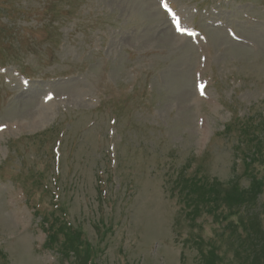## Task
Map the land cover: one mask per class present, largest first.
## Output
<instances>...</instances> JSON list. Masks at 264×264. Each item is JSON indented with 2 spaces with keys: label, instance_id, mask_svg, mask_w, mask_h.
Segmentation results:
<instances>
[{
  "label": "rangeland",
  "instance_id": "374dc122",
  "mask_svg": "<svg viewBox=\"0 0 264 264\" xmlns=\"http://www.w3.org/2000/svg\"><path fill=\"white\" fill-rule=\"evenodd\" d=\"M171 2L0 0V264H264V0Z\"/></svg>",
  "mask_w": 264,
  "mask_h": 264
},
{
  "label": "snow or ice",
  "instance_id": "6c2138e0",
  "mask_svg": "<svg viewBox=\"0 0 264 264\" xmlns=\"http://www.w3.org/2000/svg\"><path fill=\"white\" fill-rule=\"evenodd\" d=\"M163 6H164V7H167V4L165 3V4H163ZM177 31H182V29L179 27L178 22H177ZM197 88H198V90L200 91L201 95H203V94H204V92H203L204 85L198 83V84H197Z\"/></svg>",
  "mask_w": 264,
  "mask_h": 264
},
{
  "label": "trees",
  "instance_id": "16d2710c",
  "mask_svg": "<svg viewBox=\"0 0 264 264\" xmlns=\"http://www.w3.org/2000/svg\"><path fill=\"white\" fill-rule=\"evenodd\" d=\"M252 154L255 155V150L253 151ZM251 161H252V160L249 159V162H251ZM222 198H223V197L219 196V199H220V200H223ZM242 199H244L243 201H246V202L242 203L243 206L246 205V204H248V202L250 201V199H249V197H248L247 195L242 196ZM215 204H216V203H215Z\"/></svg>",
  "mask_w": 264,
  "mask_h": 264
}]
</instances>
